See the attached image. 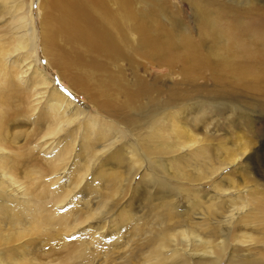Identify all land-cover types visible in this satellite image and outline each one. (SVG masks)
Segmentation results:
<instances>
[{
	"label": "bare ground",
	"instance_id": "6f19581e",
	"mask_svg": "<svg viewBox=\"0 0 264 264\" xmlns=\"http://www.w3.org/2000/svg\"><path fill=\"white\" fill-rule=\"evenodd\" d=\"M26 1L0 0V247L5 239L15 238L11 243L18 244V252L23 254L32 250L34 246L20 244L26 238L27 227L37 222V226H49L46 237L56 255H60L65 247L78 249L85 244L93 250L92 247L100 245V242L109 247L116 264H121L122 260L131 256L129 251L133 240L140 238L139 244L142 249H147L146 255L158 256L161 261L165 258L160 252H171L192 259V264H204L207 262L204 258H210L212 264H217L223 254V247L229 246L233 232L237 230L242 233L249 227L241 222L232 226L237 208H231L228 215H224L215 207H190V215L197 222H182L179 225L177 221L168 222L176 213L171 203L159 202L161 206L157 211L162 213L154 214L155 210L152 214L148 213L150 221H136L145 215L136 214L137 217L126 229L127 235L118 231L112 237L111 234L109 238L106 237L104 220L115 213L118 196L105 193L103 171L95 167L100 159L109 157L115 147L117 136L113 133L116 130L114 127H100L93 119L90 120L70 97L57 91L45 71L47 67L57 70L60 79H66L73 88L78 86L86 90L92 85L99 91L90 96L93 103H99L98 108L106 111L110 106L105 100H99V94L107 84L102 80V73H107L106 68L115 61L125 59L130 63L133 59L131 55L119 51L115 36H121L122 41L125 32L135 33L138 46L141 47V51L138 46L133 51L136 56L148 64L161 63L167 56L172 63L189 67V74L196 72V75L180 78L179 83L192 89L185 94L202 97L201 102L180 99L178 103L182 106L183 102V110H175V114L189 113L184 119H178L180 114L178 118V114L169 117V107L155 104L152 111L160 113L166 110L167 117L163 118L162 124L166 122L169 126L167 130L151 132L147 136L145 151L139 152L143 155L140 156L144 160L142 165L149 164L151 155H176L187 150V155H182L178 161L185 157L190 163L189 173L192 175H177L175 182L200 184L226 168L236 167L240 162L238 171L244 173L252 156L253 138L249 136L242 139L238 131L240 128L247 130L249 123L245 122L248 119H242L241 116L235 118L233 115L239 107L244 113L256 108L252 106L255 103L247 101V96H258L264 100V22L260 14L261 10L264 12V7L258 4L259 0H219L220 4L216 2L218 0H191L193 4L197 3L196 10L200 14L201 32L197 42L190 41L184 31L172 23L165 41L153 42L160 37L161 18L153 21L148 19V14L155 11L152 5L150 8L147 6L151 0H83L82 3L79 0H48L43 8L47 18L46 30L36 35L33 27L35 20L33 18L32 23L26 16L28 13H25ZM33 1L30 0L29 4L31 15ZM245 18H249L250 26ZM147 25L155 34L145 46L150 40V37H146ZM126 46L129 47V43ZM225 82L229 86H224ZM108 84L110 87L114 81ZM137 84L144 86V91L149 92L153 88V84L141 80ZM124 92L131 99L133 93L128 89ZM211 98L215 104L219 103L213 118H209V122L200 121L198 115L209 110ZM238 99L245 102L247 110L238 103ZM167 103L170 105V101ZM220 106L229 113L224 121L233 131V137L226 134L223 139L229 145L235 144L239 155L237 152L238 156L229 162H226L225 157L221 158L220 166L213 171V168H205L204 165L209 158L218 155L220 144L211 147L212 151H206L207 148L203 147L209 155L195 151L192 153L195 154L193 159L188 157H192L189 155L190 150L209 145L205 143L218 137L216 122ZM174 108L180 109L178 105ZM135 109L141 116L150 114L144 113L143 107ZM128 110H133L129 103L124 108H116L114 112L122 114L124 118ZM197 123L201 127L206 125L207 139L202 140L192 133L191 127ZM22 149L31 156L23 163ZM122 153V150L112 153L113 164L121 162ZM201 168L205 170L201 172ZM15 174H20L21 179H17ZM92 174L97 177L92 176L86 184L85 178ZM259 176L263 181L264 176ZM118 185L122 186L123 182ZM256 186L264 187V182ZM249 189V186H243L232 194L243 196V193H251ZM219 191L225 193L229 190ZM158 194L164 195L161 192ZM163 195L161 198H166ZM203 212L208 215L207 218ZM144 218L147 219V216ZM200 227L202 232H196ZM203 232L207 235L204 236ZM239 233L235 242L244 243L238 240ZM72 237L77 242L68 246L67 241ZM212 237L217 239L209 245L207 238ZM175 238L179 239L178 243H175ZM30 243H35V239H31ZM89 254L80 250L72 253L69 259L88 258L75 264H103L102 258L89 257ZM109 260H112L111 257ZM176 264L183 263L179 261ZM235 264H264V244L245 253Z\"/></svg>",
	"mask_w": 264,
	"mask_h": 264
},
{
	"label": "rangeland",
	"instance_id": "374dc122",
	"mask_svg": "<svg viewBox=\"0 0 264 264\" xmlns=\"http://www.w3.org/2000/svg\"><path fill=\"white\" fill-rule=\"evenodd\" d=\"M47 1L48 0H34L31 8L32 15L29 13L30 0H27L25 3V13H28L26 16L32 23L33 18L35 20L33 27L36 30V35H39L41 32L44 33L46 30L47 18L43 14V8ZM79 1L82 3L83 0ZM216 2H219L220 4L219 0ZM260 2H264V0H259L258 2L259 5L264 7V4ZM147 4L149 8L152 5L155 9V11H151L148 14V19L153 21L159 17L161 18V28L158 31L160 37L156 38V41L153 42L165 41V36L168 35L167 30L171 28L172 24L175 27L178 26L176 27L177 29L180 28L182 31H184L190 41H198L201 31L199 28L200 14H198L196 10L197 3L193 4L191 0H151ZM214 7L217 8V5L214 4ZM260 14L262 15L261 18L264 22V12L261 10ZM245 22L248 24V26H250L249 18H245ZM147 26L148 28L146 30V37H150V40L147 41L145 46L150 43L151 38H154L155 34L152 28H150L149 25ZM135 35L136 34L133 32H125L122 41L121 36H115V45L119 51L123 52L124 55H131L133 59H131L130 63L126 62L125 59L115 61L114 63L108 65V68H106L107 73H102V80L107 82V84L104 86L106 87L105 90L100 92L99 100H105L106 104L110 106V108L106 111L100 110L98 108L99 103H93L90 96L99 91L92 87V85L87 87L86 90L83 87L78 86L75 87L77 88L75 89L70 86L66 79H60L57 70L47 67L45 71L49 79L57 88V91L66 97H70L72 102L76 104V107L81 109V111L87 117H89L90 120L93 119L98 123V125H100V127H114L116 130L113 134L115 137L117 136L115 141V147H117L112 149L111 153H109V157L106 156L100 159L97 162L98 165L96 164L97 166L95 167L96 170L100 168L103 171L101 174L103 175L102 178H105L103 185L104 187L106 186L105 193L118 196L116 206L117 208L114 210L115 213L112 217L104 220V224L106 226L104 230L107 232L106 237L109 238L110 234L112 237V234L118 231L123 232L124 235H127V228L131 225V222L134 220L133 218L137 217V215H141V213H144V216H147V219L142 216L136 221H140L142 223L150 221L151 219L149 218L150 216L148 213L152 214L153 210H155L154 214H156V212L162 213L157 211L159 206H161L159 202L162 204H164V202L171 203V206L175 208L174 212L176 213L175 217H173L171 221H167L172 223L177 221L179 222V225H181L182 222H197L193 220L190 215V207L196 208V206L199 205L203 206L205 209L215 207L219 211L221 210L224 215H228V212L231 208H237V215L233 220L232 226L237 224V222H241L243 224L249 225V227L245 232H242L243 234L239 233L237 230L234 231L233 228L232 231H234V236L231 235L229 246L225 245V247H223V254L219 257V261L217 262V264H235L245 253H248L254 247L257 248L258 246L260 248L264 244V210L262 209L264 207V187L256 186V184L264 182V180L262 181L259 179V175L264 176V112H261L264 111V100L258 96H247V101H249V103H255V105L252 106H256V108L249 109L246 113H244L242 112L241 107H239L240 109H238L236 114L233 115L235 118H239V116H241L242 119H248L247 123L245 122V124L249 123L246 127L247 130L244 127L245 130H241L240 128L238 131V134L242 137V139L249 136H252L251 138H253V145L251 147L253 148V152L251 154L252 156L250 157L244 173L238 171L237 166L241 163L240 162L238 165H236V167L233 166L232 168L230 167V169L226 168L225 170L218 172L219 174L214 175L211 179L203 180L200 182V184L198 183L193 185L181 181L175 182L174 178L177 175H192L189 173L190 163H188L185 157H182L181 160L178 161L179 157L182 155H187V150L176 155L165 154L160 155L159 157L151 155L148 159L149 164L146 165L145 163L142 165L144 160L141 157L143 155H140L139 152L145 151L144 147L147 143V136L151 132H156L159 130L164 131L168 129L169 125L166 122L164 125L162 124L163 118L167 117L166 110L160 113L152 111L156 106L155 104H161L165 108L169 107V117L174 115L176 117L178 114L177 118L181 115L178 119H184V116L187 118L189 113L185 112L175 114V110L179 112L183 110V102L182 106H180L178 103L180 99L186 98L188 99L187 102H191V100L196 99V102H201L202 97L195 98L194 94L184 93L186 91L192 90L190 86L184 87V85H180L179 83L181 80L180 78H192L196 75V72H192L190 75L188 72L189 67H182L180 64L176 65L175 63L169 61L167 56L164 57V60L161 63L157 62L154 64H148L143 58L136 56L133 53L135 48L138 46V40H136ZM126 43H129V47L126 46ZM138 47L139 51H141V47ZM39 56L41 57L40 54ZM42 59L44 60L45 58L43 57ZM43 70H45V68ZM111 80L114 81V85H110L109 87L108 82ZM139 80L144 83L148 82L153 84V88H150L149 92L144 91V86H139L137 84ZM177 83L179 84L178 86L176 85ZM208 84L210 83L208 82ZM224 86H229V83L225 82ZM126 89L133 93L131 99H128V96L125 95L124 91ZM242 94L246 95L244 93ZM181 95H186L187 97H183ZM169 101L170 105H167V102ZM238 101V103H241L240 105L245 106L246 110L248 109V107H246L244 104L245 102H240V99H238ZM128 103L133 108V110L126 111L124 114L125 119L123 118L122 114L114 112L116 108H124L125 104L127 106ZM210 103L211 106L209 110H205L204 113L200 114L203 117L198 115V119H201L200 121L206 120V122H209V118H213V112L216 110V106L219 103L215 104V101L212 98ZM176 105L180 107L179 110L174 108ZM138 106L143 107L142 111L144 113L150 112V114L145 113L142 116L139 115L135 109ZM220 107L221 110L217 115L219 119L216 122V131L218 132H216V134L218 137L212 141L208 140L205 143L209 145L193 148L189 151V155L192 157H188V159H193L195 154L192 153L195 151H197L198 154L207 153V155H209L206 151H212L211 147H215V145L220 144L221 148L218 155L209 158L204 165L205 168H213V171H215L217 167L220 166L219 164L221 158L225 157L227 160L226 162H229L231 158L239 155L236 145H229L227 141L223 139L226 134L233 137V131L224 121V118H226L229 113L225 112L224 107ZM155 118L157 119L156 123L154 122ZM200 127L201 124L197 123L191 127V131L196 136L198 135V138L205 140L207 139L205 135L206 125L202 126L201 128ZM166 141L168 142V139ZM203 147L207 148V150L205 151ZM22 150L21 162L23 163L26 162L28 157L31 156L29 155L28 151L24 149ZM120 150H122L124 153H122L121 162L115 165L112 163L111 155L112 153L118 152ZM129 152H131V154ZM186 163L188 164L185 167ZM138 167H142L139 173L137 172L139 169ZM205 168H201V172L204 171ZM135 173L136 175L133 176ZM93 174L91 176L88 175L85 178L84 182H86V184L92 178ZM15 177L17 179H21L20 174H15ZM93 177L95 178L97 176ZM119 180L123 182L122 186L118 185V183H121V181L118 182ZM115 181L116 183H114ZM113 183L114 185L117 184L116 188H114ZM243 186H249L251 188V190L249 189L251 193H243V196L232 194L236 189ZM220 189L229 191L221 193L219 191ZM159 192L164 193V195H162L166 198H161L162 195H159ZM120 197H123L122 201L120 200ZM203 213L207 218L208 215L205 212ZM36 223H32L27 227L24 235L26 238L20 244L31 245L34 246V248L22 254L17 250L18 244L14 245L11 243L15 238H10L9 240L5 239L2 243L3 246L0 247V262L2 264H75L83 260H88V258L82 260L69 259L72 253L78 252L80 250L89 252V257L96 256L99 257V259L102 258L100 260H103V264L117 263V261H114L115 256H111L112 253L110 252L109 247L103 246V244L100 242V245L95 244L92 247L93 250H90L87 244L81 246L78 249H73L75 247H68L69 245H72V243L74 244L77 242L74 237L67 241L68 248H63V250H61V254L56 255V252L53 251L48 245L49 241L46 237V234L49 233V226H37ZM124 229L127 230L123 231ZM196 232H202V228L200 227V230L197 229ZM238 233V240L243 241L244 243L235 242V238L238 236ZM203 235L205 236L207 233L203 232ZM31 239H35V243L31 244ZM216 239V237H212L211 239L207 238L208 244L211 245L215 243ZM139 240L140 238H135L133 240L131 244L132 247L130 246L129 251L131 256L122 260L123 262L121 264H143L144 262H148V264H176V262L178 263L179 261H181L183 264H192V259H188L183 256H177L171 252L159 253L165 258L164 261H161L158 256L155 257L146 255L147 249L141 248ZM176 240L177 241L175 243H178L179 239ZM79 242H81V240ZM83 242L84 241L82 240V243ZM104 257L105 259H103ZM110 257L115 263L112 260H109ZM204 260L207 261L204 264H212L210 262V258H204Z\"/></svg>",
	"mask_w": 264,
	"mask_h": 264
}]
</instances>
